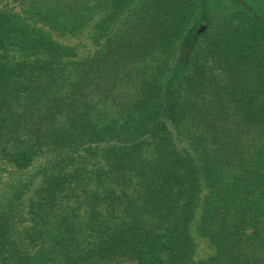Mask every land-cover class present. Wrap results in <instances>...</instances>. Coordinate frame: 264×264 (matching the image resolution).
Masks as SVG:
<instances>
[{
  "label": "trees",
  "instance_id": "obj_1",
  "mask_svg": "<svg viewBox=\"0 0 264 264\" xmlns=\"http://www.w3.org/2000/svg\"><path fill=\"white\" fill-rule=\"evenodd\" d=\"M134 1L103 2L105 44L80 61L0 10V46L37 56L0 58V160L42 158L0 200V264H264V14L232 0L207 26L200 0H141L114 29ZM131 75L136 91L104 102L102 80ZM197 219L216 246L199 261Z\"/></svg>",
  "mask_w": 264,
  "mask_h": 264
},
{
  "label": "rangeland",
  "instance_id": "obj_2",
  "mask_svg": "<svg viewBox=\"0 0 264 264\" xmlns=\"http://www.w3.org/2000/svg\"><path fill=\"white\" fill-rule=\"evenodd\" d=\"M232 0H200L202 4V13L199 21H204L207 26L218 18L223 12L230 9ZM261 14H264V1L263 0H250ZM105 0H0V10L15 14L23 26H26L30 31L35 34H47L57 40L58 42L72 46L77 54L73 59L80 61L90 56H93L100 51L106 41L105 37H95L99 33L98 25L101 19L106 15V10L103 4ZM141 0H135L130 6L129 10L117 21L114 29L121 27L127 18H132L136 11L139 10ZM204 24V25H206ZM206 26V28H207ZM203 29L202 31H204ZM198 29V32H202ZM196 26L192 27L181 42L179 49L180 58L185 61L186 65H190V55L196 46L199 37ZM39 52V51H37ZM31 52L20 51L15 47H1L0 58L4 61L16 63L19 61L32 62L37 57L30 54ZM42 56V55H41ZM138 82L132 80V75L127 80L112 79L111 82L102 80L101 96L109 93L110 96L104 102H112L114 99L125 100L136 91ZM102 104V103H101ZM39 117L38 114L33 113L32 119L28 123L27 129H20L19 136L22 139L32 141L35 134L32 136L30 132L36 133L39 130V121L35 125V120ZM12 121V119H11ZM29 129V130H28ZM27 141V142H28ZM179 143L187 148H192L189 140L182 134L178 133ZM247 141V140H244ZM22 144V142L20 143ZM242 148L241 156L245 157ZM197 154V152H195ZM42 158L27 169H21L16 164L8 160H0V200L7 195L13 187L25 182L28 177L36 176V171L39 168ZM229 178L234 175V169L228 167L226 169ZM39 180L37 179L32 185L29 192L26 194V217L30 219L28 213L29 202L31 201L34 189L38 186ZM200 215V214H199ZM31 222L27 221L26 225ZM198 219L194 225V235L198 240V249L196 252L195 260L199 261L208 258L216 252V246L210 242L207 237H203L197 230ZM102 264H127L121 260L111 262H104Z\"/></svg>",
  "mask_w": 264,
  "mask_h": 264
},
{
  "label": "water",
  "instance_id": "obj_3",
  "mask_svg": "<svg viewBox=\"0 0 264 264\" xmlns=\"http://www.w3.org/2000/svg\"><path fill=\"white\" fill-rule=\"evenodd\" d=\"M203 29H201V31H202Z\"/></svg>",
  "mask_w": 264,
  "mask_h": 264
}]
</instances>
